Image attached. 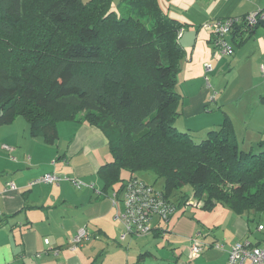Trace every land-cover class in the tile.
Here are the masks:
<instances>
[{
    "label": "trees",
    "instance_id": "16d2710c",
    "mask_svg": "<svg viewBox=\"0 0 264 264\" xmlns=\"http://www.w3.org/2000/svg\"><path fill=\"white\" fill-rule=\"evenodd\" d=\"M185 27L160 0H0V127L23 117L52 145L59 123L87 124L113 158L105 192L151 173L178 211L193 197L207 212L264 213V141L240 149L229 118L200 143L176 127Z\"/></svg>",
    "mask_w": 264,
    "mask_h": 264
},
{
    "label": "crops",
    "instance_id": "0c3cea01",
    "mask_svg": "<svg viewBox=\"0 0 264 264\" xmlns=\"http://www.w3.org/2000/svg\"><path fill=\"white\" fill-rule=\"evenodd\" d=\"M113 1L114 5L119 2ZM168 1L176 13L174 18L186 25L180 37L181 46L186 53L190 50L193 58L199 51L203 56L191 64H187L191 59L186 56V65L181 66L180 72L186 76L176 86L182 96L181 116L176 127L192 135L201 132L207 136L209 132L218 130L226 118L230 119L225 108L234 104L237 98L224 103L222 96L212 93L211 86H202L206 76L205 64L211 60L218 61L220 72L224 66L215 56L210 34L202 31L201 26L207 21L239 19L264 10V0ZM160 3L167 11L162 0ZM236 29L237 35L229 37L234 49L229 67L231 75L241 81L240 87L246 86V93L250 91L249 87L254 89L258 73L262 74L264 27L258 25L252 32L242 26ZM249 62L253 63L247 68ZM193 70L196 76L192 74ZM195 82H198L197 86ZM259 90L261 92L255 101L260 98L264 103V92ZM242 98L237 99V104L242 103ZM57 130L58 139L50 145L42 138L32 137L26 120L23 122L17 118L12 124L0 127V264H226L231 248L247 240L248 223L234 212H227L228 219L224 224L217 222L215 230L202 233L192 225L190 233H182L181 236H185L182 241L175 233L177 226L182 224L181 219L173 227L170 224L173 217L182 216L186 210L182 214L178 211L166 225L155 219L151 234L144 236L141 242H137L139 237L133 235L122 239L124 227L115 218L117 211L110 199L118 187L105 192L98 174L102 165L113 160L106 137L96 127L75 122L59 123ZM234 130L239 147L244 151L255 149L260 142V135L250 139V144L246 138L240 141L236 127ZM3 146L10 147L12 151L4 150ZM46 174L79 179L85 186L76 188L71 181H64L59 186L42 184L29 187L30 182ZM9 183L15 184L18 190L5 191ZM184 191L190 192V188ZM223 226L224 230L220 231ZM259 227V232L264 231ZM83 228L90 238L73 250V240ZM151 238L154 242L165 241L169 249L164 256L150 249ZM194 238L199 239L205 248L198 258L191 260L190 241Z\"/></svg>",
    "mask_w": 264,
    "mask_h": 264
},
{
    "label": "built area",
    "instance_id": "2783aa9c",
    "mask_svg": "<svg viewBox=\"0 0 264 264\" xmlns=\"http://www.w3.org/2000/svg\"><path fill=\"white\" fill-rule=\"evenodd\" d=\"M261 22H264V10H258L239 19L229 18L207 21L202 24L201 28L210 34L211 43L216 51H219L222 56L231 57L234 54V49L229 43V37L235 29L242 26L249 30L258 26ZM182 32L183 30L180 32L179 38L182 36ZM204 67L207 75L213 72L211 64H205ZM261 72L264 76V66H261ZM3 149L9 152L12 151L8 146H3ZM64 181H71L76 188L85 186L79 179L46 174L30 182L29 187L42 184L59 186ZM17 190L15 184L9 183L5 191ZM110 199L117 211L115 218L124 227L125 233L122 239L129 235L135 237L146 236L152 232L155 219L168 222L178 212L177 206L167 198L162 190L155 189L137 178H131L127 181L124 189L121 192L115 191ZM196 207L201 208V202L193 197H190L184 205L185 210ZM263 229V226L259 227L260 231ZM89 238V233L85 228L79 230L73 240L72 249L75 250L81 247ZM190 242L189 258L195 260L202 254L205 245L197 238L191 239ZM226 264H264V247L253 246L247 240L238 242L231 248Z\"/></svg>",
    "mask_w": 264,
    "mask_h": 264
},
{
    "label": "rangeland",
    "instance_id": "374dc122",
    "mask_svg": "<svg viewBox=\"0 0 264 264\" xmlns=\"http://www.w3.org/2000/svg\"><path fill=\"white\" fill-rule=\"evenodd\" d=\"M84 2H87L88 0H83ZM168 0H162L163 6L165 7V9L167 10L168 15L171 18L177 17L176 13L174 12V9L171 8L168 5ZM174 2V1H173ZM171 8V9H170ZM170 9V10H169ZM176 19V18H174ZM202 31H204L205 33H207V31L205 29H201ZM188 30H186L187 32ZM261 46L262 43L260 42ZM238 50V49H237ZM251 50H249L250 52ZM215 56L217 55V58L219 60V62H223V66H224V70L222 72H220V70H218V66L219 63L214 62L213 60H211L209 62V64H211L214 68H213V72L212 74H205V78H203L202 81V86L205 88H209L211 86L212 88V93L216 92L217 96H222V98L225 100L224 103H231L232 99L235 98H242V103L237 104L238 101L237 99L235 101H233L234 104H228V107L226 106V111L228 113V115L230 116V119L232 120V123L234 125V127H236L237 133H238V137L240 139V141H242L244 138H246V142L247 144L251 143L250 139L253 140V138H256L257 135L260 137L259 141H264V103L263 101L260 100L259 101H255V98L257 96V94H259L261 90H263L264 92V76L262 74L259 75L258 73V79H255L254 81V89L250 88L249 92L245 93L246 90V86L240 87L239 83V79H237V77H235V75H231V68L229 67V62L232 59L231 57H227V56H222L221 53H219V51H216ZM188 53V54H187ZM186 53V56H188L189 59H191V62L187 63V64H191V63H196L197 61H199L200 59L203 58V56L200 54V51L196 54L195 58H193V54L191 53L190 50H188V52ZM234 55V54H233ZM249 57V56H248ZM247 60V58L245 59V61ZM253 62H249L247 63V68L250 67V65H252ZM184 60L181 62V66H183ZM186 65V64H185ZM243 66V65H242ZM182 68V67H181ZM260 68V67H259ZM187 70V69H186ZM196 70V69H195ZM193 70L192 74H195L196 71ZM260 70V69H259ZM227 72V73H226ZM261 72V71H260ZM187 73V72H186ZM216 74H218V77H216ZM221 75V76H219ZM186 75H184L183 72L179 73V77H178V86H179V82H182L183 78ZM196 76V74H195ZM239 76V75H238ZM257 78V77H255ZM207 79L208 82H207ZM248 81V79H247ZM246 81V82H247ZM210 83V85H209ZM198 82H195V85L197 86ZM191 93H193V91H191ZM245 94V96H244ZM231 105V106H230ZM20 118V120H22L23 122L25 121L23 119V117H18ZM182 132V131H181ZM207 134V133H205ZM207 136L203 135L201 132L195 133L193 135V139L196 143H200L201 141H203L204 139H206ZM259 142V143H260ZM240 144V142H239ZM258 143L255 145L257 146ZM257 147H255L256 149ZM256 151V150H255ZM112 158H110L109 160H111ZM136 176L139 179L144 180L148 185L153 186L155 189L158 190H162L163 189V180L161 179H156V177L151 174V173H138L136 174ZM122 177L124 179H129L130 174L127 171H123L122 173ZM173 202H176V198H172ZM231 213L232 211L226 207L223 206H219L217 207L212 213H209L203 209H201L200 207H196V208H191V209H187L182 216L180 217H173L171 220V227H173V225L179 220L181 219V223L179 226H177V232H175L176 234H178V236L180 237V239L185 240L183 237L185 236H181L183 235L182 233H190V227L192 228L195 227V230H199L202 233L207 232L209 229L210 230H215V226L217 222H220L222 224H224V222L228 219L226 216V213ZM179 213L182 214V211H180ZM235 214V213H234ZM195 217V218H193ZM243 218V220H245L248 223V228H247V241H249L252 244H260V247H264V231L259 232L258 231V227L259 225H263L264 226V213H256V212H247L244 215L240 216ZM197 220H199L200 222H198ZM165 222V221H163ZM187 222H191L192 224L188 225L186 224ZM164 225H166V222L163 223ZM224 226L223 228L221 227L219 230H224ZM151 234V233H150ZM196 234V232H195ZM147 237V236H145ZM144 238L143 237H139L137 238L138 241L137 242H141V240ZM174 239H176V237H174ZM153 239H150V249H152V251L154 253H157L158 255H165V251H168L167 247L165 246V241L164 240H159V241H152ZM177 240V239H176Z\"/></svg>",
    "mask_w": 264,
    "mask_h": 264
},
{
    "label": "water",
    "instance_id": "95a60500",
    "mask_svg": "<svg viewBox=\"0 0 264 264\" xmlns=\"http://www.w3.org/2000/svg\"><path fill=\"white\" fill-rule=\"evenodd\" d=\"M259 26L264 27V22L259 23Z\"/></svg>",
    "mask_w": 264,
    "mask_h": 264
}]
</instances>
